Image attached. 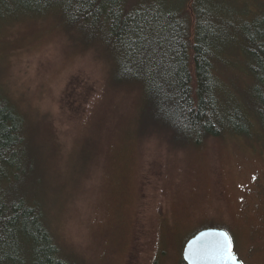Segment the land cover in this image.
Returning <instances> with one entry per match:
<instances>
[{"label":"rangeland","instance_id":"rangeland-1","mask_svg":"<svg viewBox=\"0 0 264 264\" xmlns=\"http://www.w3.org/2000/svg\"><path fill=\"white\" fill-rule=\"evenodd\" d=\"M235 2L244 19L264 7ZM234 48L222 77L241 84L245 56ZM113 70L56 18L0 26V85L51 147L60 241L82 264H186L188 237L224 226L243 264H264V127L172 146L141 133L140 92L114 86Z\"/></svg>","mask_w":264,"mask_h":264},{"label":"trees","instance_id":"trees-1","mask_svg":"<svg viewBox=\"0 0 264 264\" xmlns=\"http://www.w3.org/2000/svg\"><path fill=\"white\" fill-rule=\"evenodd\" d=\"M173 1L0 0V26L52 17L102 48L113 85L140 92L141 133L172 146L264 127V7L244 19L235 0ZM230 45L246 57L241 84L222 77ZM34 136L36 125L0 85V264H82L56 232L51 147Z\"/></svg>","mask_w":264,"mask_h":264},{"label":"water","instance_id":"water-1","mask_svg":"<svg viewBox=\"0 0 264 264\" xmlns=\"http://www.w3.org/2000/svg\"><path fill=\"white\" fill-rule=\"evenodd\" d=\"M188 264H243L232 251L229 233L224 228L203 227L184 247Z\"/></svg>","mask_w":264,"mask_h":264},{"label":"flooded vegetation","instance_id":"flooded-vegetation-1","mask_svg":"<svg viewBox=\"0 0 264 264\" xmlns=\"http://www.w3.org/2000/svg\"><path fill=\"white\" fill-rule=\"evenodd\" d=\"M183 249H184V247H183ZM182 257H183V259H184L185 263H186V264H188V263H187V260H186V258L184 257V255H183V254H182Z\"/></svg>","mask_w":264,"mask_h":264}]
</instances>
